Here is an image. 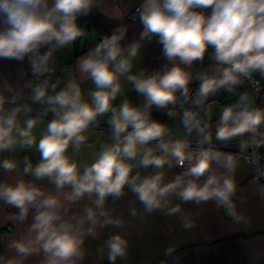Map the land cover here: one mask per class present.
Segmentation results:
<instances>
[{
  "label": "clouds",
  "instance_id": "9594fccd",
  "mask_svg": "<svg viewBox=\"0 0 264 264\" xmlns=\"http://www.w3.org/2000/svg\"><path fill=\"white\" fill-rule=\"evenodd\" d=\"M94 11L108 16L104 0H0V59H27L32 77L0 85V212L24 226L18 237L9 229L0 264H117L134 221L160 213L191 228L185 204L213 202L240 221L242 162L264 201V0H137L138 39L119 23L57 76L54 53L89 38L78 21ZM126 14L113 6L108 18ZM154 40L165 63L149 71L143 49ZM223 93L236 99L221 105ZM232 142L239 152L218 147ZM129 192L125 215L117 202Z\"/></svg>",
  "mask_w": 264,
  "mask_h": 264
},
{
  "label": "crops",
  "instance_id": "0c3cea01",
  "mask_svg": "<svg viewBox=\"0 0 264 264\" xmlns=\"http://www.w3.org/2000/svg\"><path fill=\"white\" fill-rule=\"evenodd\" d=\"M137 0H104L108 16L103 12L94 11L88 16L79 18V23L90 33L88 39L77 40L70 48H65L54 53L57 76H63L65 69H74L78 58L89 50L95 41L104 34H111L112 29L119 23H124L129 27L128 41L138 39L142 31L139 22L133 23L125 19L117 21L109 19L113 15V6H118L120 10L127 14L136 6ZM126 14V15H127ZM95 33V37L91 35ZM46 51V49H41ZM162 45L155 42L145 44L143 49V66L149 71L158 70L165 61L161 56ZM210 62L207 57L204 67ZM28 73L22 77L21 73ZM29 64L27 59L21 63L16 60L0 59V85L6 80L17 87H22L27 79H31ZM195 85H193L194 87ZM87 89L91 87L90 82L84 85ZM130 87V86H128ZM241 88L239 91H243ZM128 97L134 103H140L142 98L135 92H128ZM236 97H231L227 93L217 97L218 102L223 105L231 103ZM119 101H117L118 103ZM261 101L258 99L257 104ZM34 107H39L34 105ZM219 109H215L213 117V127L218 116ZM153 118L167 122L169 125H177L178 121H172L160 112L153 110ZM51 119V116L46 117ZM101 127L106 128L105 124ZM236 144V142H232ZM228 149L226 152H231ZM264 155V147L259 149ZM19 155H31L33 163L38 161V154L21 152ZM264 163V159L261 160ZM150 171V170H149ZM180 171L173 168L168 173L171 178ZM9 174L0 172V179L8 178ZM253 175V170L248 164L242 162L237 171V179L241 192L237 202V212L243 217L237 221L227 215L222 208H217L213 202L201 204H185L182 207L190 214L193 226L184 228L181 221L176 216H164L155 213L147 217L144 222H132L127 231L130 239V250L128 259L118 261L117 264H264V201H261L252 190L249 183ZM264 182V181H262ZM133 199L131 192L117 202V211L126 215L129 201ZM243 203H239V200ZM14 211V210H13ZM5 213L0 212V254L5 253L7 240L13 238L10 228H14L16 236L22 234L24 226L14 225L11 221L5 220ZM97 242H90V247L95 248ZM171 248V254H166V250ZM12 255L11 252L8 253ZM27 264H38V258H31ZM90 264H94L90 260ZM101 264H109L107 260Z\"/></svg>",
  "mask_w": 264,
  "mask_h": 264
},
{
  "label": "built area",
  "instance_id": "2783aa9c",
  "mask_svg": "<svg viewBox=\"0 0 264 264\" xmlns=\"http://www.w3.org/2000/svg\"><path fill=\"white\" fill-rule=\"evenodd\" d=\"M134 8H135V7H134ZM134 8H133V9H132V10L126 15V18H127V19L131 20V19L129 18V16H130L131 13L134 11ZM218 147H220L222 151H228V149H232L231 152H233V153H237V152H239V148H238L237 144H234V143H232V144L229 145V146L218 145ZM249 151H251V150H249ZM4 233H6V231H4Z\"/></svg>",
  "mask_w": 264,
  "mask_h": 264
}]
</instances>
